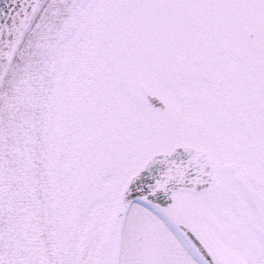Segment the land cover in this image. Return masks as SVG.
Listing matches in <instances>:
<instances>
[{
  "label": "snow or ice",
  "instance_id": "obj_1",
  "mask_svg": "<svg viewBox=\"0 0 264 264\" xmlns=\"http://www.w3.org/2000/svg\"><path fill=\"white\" fill-rule=\"evenodd\" d=\"M0 264H264V0H0Z\"/></svg>",
  "mask_w": 264,
  "mask_h": 264
}]
</instances>
